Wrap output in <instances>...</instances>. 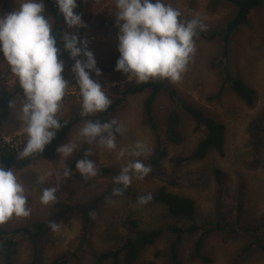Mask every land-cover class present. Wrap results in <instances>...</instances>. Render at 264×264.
<instances>
[{
  "label": "rangeland",
  "instance_id": "rangeland-1",
  "mask_svg": "<svg viewBox=\"0 0 264 264\" xmlns=\"http://www.w3.org/2000/svg\"><path fill=\"white\" fill-rule=\"evenodd\" d=\"M176 8L182 19L199 17L206 25L205 32L222 30L234 9L231 4L222 0H164ZM74 11L80 14L83 27L65 26V32L75 34L87 42V49L96 60L101 70L97 76L90 71V78L100 83L111 101L122 96L123 89L135 82L127 79V74L114 70L103 71L102 67H110L116 62L117 26L115 19V0H76ZM19 0H0V16L16 10ZM45 16L48 18L45 11ZM51 23L50 19L48 18ZM228 47L226 62L218 63L223 49L222 42L216 39L194 40L195 52L191 55L181 79L168 81L169 86L183 102L190 103L207 115L222 122L226 126L224 154L210 152L203 159L191 160L189 157L196 149L197 143L204 136L203 128L197 129L193 118L183 113L178 129V140L171 141L164 137V126L167 113L172 105L167 94L161 92L154 103V116L160 138L164 141L166 155L156 167L143 178H134L128 186L129 190L153 192L164 186L168 191L185 195L194 200L196 218L200 230L196 235L183 239L179 249L182 264H228L232 255L249 246L255 236L264 245V132H259L261 139L258 145L254 128L264 114V2L252 13L249 21L233 33ZM79 47L83 45L79 44ZM85 59L82 55L80 56ZM220 57L219 59H217ZM64 62L62 76L68 82L66 94L61 101L58 118L68 119L80 110V95L71 66L74 60L61 58ZM225 74L243 79L255 89L256 98L253 106H247L237 95L224 85L219 96ZM19 86L11 74L8 65L0 57V93L11 92ZM145 95H128L121 109L112 116L119 121L125 131L116 136V148L107 150L102 146H90L92 155L88 159L96 163L97 175L85 181L78 171L73 170L67 178L57 176L63 160L57 153L50 160L38 159L30 165L14 171L24 182L27 190V206L31 208L28 217L13 216L0 225V240L6 235L2 230L11 232L18 226L34 227L42 222L47 223V232L39 244L38 264H48L56 255L69 252L80 246L84 251L81 264H94L95 257L101 251L110 248L111 239L100 237L104 225L114 218V236L117 240L124 238L130 229L129 220L137 222L139 231L168 225H187L174 221L159 204L140 205L128 195L111 196L107 194L115 187L113 177L130 160L140 159L145 163L155 147V132L145 124L142 118L141 104ZM23 93L21 88L14 95L10 116L0 125V140L10 142L13 146H21L25 135L19 116ZM82 123L74 126L63 144L77 141L78 129ZM143 142L150 149L146 156L131 157L127 151L137 142ZM62 144V145H63ZM81 143L79 144V146ZM261 145V146H260ZM79 148V147H78ZM78 148L64 160L70 164ZM121 149L125 155L121 156ZM218 167L222 171L223 192L216 183L212 169ZM107 168L108 171L101 172ZM52 172L46 181L38 182V175ZM57 186V202L53 206L42 205L39 201L41 188ZM83 206V210L77 209ZM66 207H74L62 213ZM75 208L77 210H75ZM91 209L96 217V227H84L83 212ZM58 213V214H57ZM62 213V214H60ZM58 215L51 222L58 225L57 231L49 228L52 215ZM60 214V215H59ZM239 214L240 218L237 219ZM208 220V221H207ZM202 255L208 258L203 262L193 256L194 243L203 232ZM133 232H131L132 234ZM173 236L168 233L160 237L156 243L146 248L141 259L154 258L157 251L168 250ZM18 241L17 258L26 262L33 253L29 237L24 233L11 236ZM1 242V241H0ZM158 264H169L165 257L156 258ZM108 264V263H105ZM243 264H264V254L257 245L247 255Z\"/></svg>",
  "mask_w": 264,
  "mask_h": 264
},
{
  "label": "clouds",
  "instance_id": "clouds-1",
  "mask_svg": "<svg viewBox=\"0 0 264 264\" xmlns=\"http://www.w3.org/2000/svg\"><path fill=\"white\" fill-rule=\"evenodd\" d=\"M55 3L69 28L84 26L80 14L74 12L76 0H55ZM115 9L119 56L114 70L127 74V79L137 84L150 79L179 81L195 52L194 38L206 29L202 20L197 16L182 19L180 11L164 0H115ZM62 40L63 48L74 60L71 70L79 90V115L82 118L77 141L69 140L56 148L63 164L55 174L65 179L72 175L73 170L64 165V160L73 154L80 143L114 150L117 134H122L125 129L116 119L105 122L83 119L105 112L112 101L100 83L90 78V71L99 76L101 70L96 66L93 53L87 49V42L82 39L78 41L75 34L67 32L63 33ZM78 42L83 47L77 46ZM59 52L53 26L45 16L44 0H19L16 10L0 16V57L8 65L23 93L18 119L25 140L17 159L41 154L64 126L57 113L69 84L62 76L64 62L58 58ZM81 55L85 59H79ZM8 106L13 107L12 101ZM84 152V158L75 163V171L87 181L97 175L98 169L96 163L88 159L92 155L91 148ZM149 153L150 149L141 141L127 151L131 157ZM120 155H125L124 149H121ZM150 171V166H146L142 160H130L113 177L115 187L112 194L122 195L134 178H143ZM50 175L53 173L38 175L37 180L44 182ZM57 188L54 185L41 188L40 203L46 206L56 204ZM27 199V190L20 176L12 168L0 165V225L13 216H30ZM151 199V193H147L139 196L137 203L143 205ZM89 214H94V211ZM48 226L52 231L58 230L55 222L50 221Z\"/></svg>",
  "mask_w": 264,
  "mask_h": 264
},
{
  "label": "trees",
  "instance_id": "trees-1",
  "mask_svg": "<svg viewBox=\"0 0 264 264\" xmlns=\"http://www.w3.org/2000/svg\"><path fill=\"white\" fill-rule=\"evenodd\" d=\"M231 4L234 9L230 18L226 21L224 29L214 31H200L199 35L194 38L197 39H220L223 45L221 52V59L218 63L226 62V57L228 55V47L234 32H236L241 26H243L247 21H249L252 13L258 10L264 0H222ZM45 11L48 18L53 26V32L57 37V46L60 49L59 59L66 58L67 55L63 52V40L62 35L65 33V22L63 20L62 14L59 13L55 0H44ZM75 12V11H74ZM76 13V12H75ZM114 30L118 33V27L114 26ZM218 57L217 59H219ZM115 66L102 67L103 71H111ZM224 85L232 90L239 99H241L247 106H253L256 98L255 89L249 86L243 79L239 77H233L229 74H225L224 80L222 81V86L216 96L220 95ZM18 86L15 90L11 92L0 93V125L9 118L11 110L13 107H9V101L14 99V95L19 91ZM161 92H165L171 101L172 105L167 113L164 126V137L171 141L178 140V129L180 126L182 114L185 113L194 119L197 129L203 128L205 131L204 136L197 143L196 149L189 157L191 160L203 159L210 152H216L219 155L224 154L225 145V134L226 126L224 123L216 120L215 118L207 115L200 108L191 105L190 103L183 102L176 93V90L169 86L168 80L150 79L148 82L139 83L136 82L128 84L122 91V96L111 102L110 106L105 112L97 113L95 116H89L83 119L96 120L99 119L101 122H105L112 119V116L116 114L124 104V99L128 95L144 94L145 97L142 100V118L146 125L150 127L152 131L155 132L156 141L155 147L151 151L147 160L145 161L146 166L156 167L160 161L166 155V147L162 138H160L157 133L158 126L155 122L154 116V103ZM80 110L76 111L72 117L68 119L59 118L64 125L61 129L56 132L55 138L52 142L46 145L44 151L41 154H35L31 157L24 159H17V154L19 149L15 148L11 143L5 140H0V165L4 167H10L13 171H18L24 167L30 165L38 159L50 160L56 157V148L63 144L64 140L68 136L69 132L74 126L82 123V118L79 115ZM258 124L254 128L255 135L257 139L255 140L258 145V141L261 139L259 132H264V114L262 119L258 120ZM66 122V123H65ZM118 135V134H117ZM260 142V141H259ZM91 145L83 144L79 146L76 154L74 155L72 162L70 164L71 169H75V163L78 159L84 158L85 149L90 148ZM261 146V145H260ZM108 171L107 168L101 170V172ZM213 177L216 183L220 186V191L223 192V181H222V171L218 167L212 169ZM151 193L152 199L145 203V205H155L159 204L164 207L165 211L169 216L176 222L181 224L185 222L187 225H168L153 228L151 230L139 231L136 229L137 222L133 219L129 220V225L131 231L128 230L125 233L124 238L117 240V236L113 233L115 230V222L118 223L117 219H113L107 225H104L100 237L111 239L114 243L110 248L101 251L97 254L94 260V264H158L156 258L165 257L169 264H182L179 258V249L183 239L190 235H196L200 230V225L198 224V218H196V205L192 198L185 195H180L178 193L168 191L164 186L157 188ZM107 194L113 196L112 191ZM147 194L146 192H140L138 190H129V187L124 190L122 195H128L137 201V198L141 195ZM74 207H66L62 212L65 213L68 210H72ZM77 209L83 210V206H78ZM75 208V210H77ZM92 212L91 209L83 212V221L86 224L84 227L94 228L96 227V217L94 214H89ZM60 213V214H62ZM58 214V213H57ZM59 214V215H60ZM58 215H52L48 218V221H52ZM239 214L237 219H239ZM115 221V222H114ZM47 223L42 222L34 227L29 226H18L13 228L11 232L2 230L1 233L6 235L0 240V264H38V253L39 244L41 238L47 232ZM131 232H133L131 234ZM16 233H24L29 237V241L33 246V253L30 259L26 262H19L17 258V246L18 241L12 240L11 236ZM170 233L173 238L169 242L168 250L157 251L154 253V258H149L142 260L141 254L143 251L154 245L156 241ZM203 231L196 239L193 248V256L200 259L203 262H207L208 258L204 257L201 253L203 247ZM257 245V248L264 254V245L261 244L257 236H255L254 241L244 249L236 251L232 257L229 259L228 264H243L245 258ZM84 251L80 246L72 249L69 252H63L52 258L48 264H81V259L83 257Z\"/></svg>",
  "mask_w": 264,
  "mask_h": 264
},
{
  "label": "built area",
  "instance_id": "built-area-1",
  "mask_svg": "<svg viewBox=\"0 0 264 264\" xmlns=\"http://www.w3.org/2000/svg\"><path fill=\"white\" fill-rule=\"evenodd\" d=\"M67 51V50H66ZM79 59H81L82 60V58L81 57H78ZM72 67V66H71ZM73 73V72H72ZM6 142H8V141H6ZM8 143H11L12 144V140L10 141V142H8ZM13 145V144H12ZM21 146H19V147H17V146H15V148H20Z\"/></svg>",
  "mask_w": 264,
  "mask_h": 264
},
{
  "label": "flooded vegetation",
  "instance_id": "flooded-vegetation-1",
  "mask_svg": "<svg viewBox=\"0 0 264 264\" xmlns=\"http://www.w3.org/2000/svg\"><path fill=\"white\" fill-rule=\"evenodd\" d=\"M62 50H63V52H64L66 55H68V53L66 52V50H65L64 48H63Z\"/></svg>",
  "mask_w": 264,
  "mask_h": 264
},
{
  "label": "bare ground",
  "instance_id": "bare-ground-1",
  "mask_svg": "<svg viewBox=\"0 0 264 264\" xmlns=\"http://www.w3.org/2000/svg\"><path fill=\"white\" fill-rule=\"evenodd\" d=\"M1 113V112H0ZM208 221V220H207Z\"/></svg>",
  "mask_w": 264,
  "mask_h": 264
}]
</instances>
